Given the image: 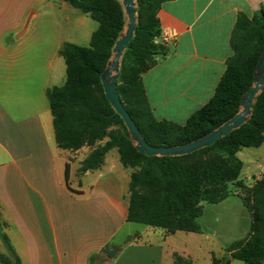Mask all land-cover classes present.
I'll return each instance as SVG.
<instances>
[{"label": "crops", "instance_id": "obj_1", "mask_svg": "<svg viewBox=\"0 0 264 264\" xmlns=\"http://www.w3.org/2000/svg\"><path fill=\"white\" fill-rule=\"evenodd\" d=\"M71 8L68 0H0V253H8L4 233L21 264H174L175 253L198 264L201 253L210 254L201 228L185 232L193 244L182 249L172 239L181 231L150 227L144 234L159 238L147 240L140 233L121 235L132 222L120 174V166L127 168L116 149L112 161L114 149L99 169L80 172L92 148L73 152L57 145L47 92L66 80L62 45H79L69 37ZM261 11L264 0L162 5L161 32L177 36L167 44L168 55L143 75L155 119L183 125L210 101L233 55L230 40L239 15L252 18ZM81 14L79 25L89 17ZM263 173L264 165L245 184L252 186ZM112 245L121 250L110 257L105 249Z\"/></svg>", "mask_w": 264, "mask_h": 264}, {"label": "trees", "instance_id": "obj_2", "mask_svg": "<svg viewBox=\"0 0 264 264\" xmlns=\"http://www.w3.org/2000/svg\"><path fill=\"white\" fill-rule=\"evenodd\" d=\"M170 0H137L138 24L121 62L116 87L120 99L150 145L176 146L216 129L240 110L242 95L252 86L255 67L264 51V11L252 18L241 14L230 44L233 55L214 96L183 125L155 119L149 105L143 75L169 53L161 35L158 11ZM69 4L98 22L88 46L64 43L59 51L66 64V80L47 92L57 145L77 151L91 147L80 172L99 169L106 154L116 149L123 167L130 169L127 221L164 230L167 234L198 232L203 203L218 204L233 195L232 186L251 212L248 237L229 244L227 256L215 264H264V173L248 187L241 180L244 163L237 156L244 147L264 142V91L250 119L213 145L182 156H147L139 152L128 129L106 98L101 75L125 26L120 0H68ZM68 168V167H67ZM234 184V185H233ZM1 227V226H0ZM8 248L1 264H21L6 234ZM121 246L105 251L110 257ZM174 264L192 260L174 254Z\"/></svg>", "mask_w": 264, "mask_h": 264}, {"label": "rangeland", "instance_id": "obj_3", "mask_svg": "<svg viewBox=\"0 0 264 264\" xmlns=\"http://www.w3.org/2000/svg\"><path fill=\"white\" fill-rule=\"evenodd\" d=\"M70 10L69 18L72 23L68 27L69 37L75 36L74 40H76L79 45L88 46L90 42L89 35L98 28L99 24L88 17L84 24L79 25V16L82 15V12L74 8ZM115 156L116 150L114 149L108 155L109 162L112 161ZM237 156L244 163L241 180L246 183H252L254 178L260 175L261 168L264 165V142L259 147L242 148ZM120 167L121 178L127 188L130 180L128 175L129 170L122 168V166ZM232 190L233 195H230V197L218 204L203 203L204 215L199 220V225L203 234L207 235L205 247L207 250H210L211 255L219 259L227 255L226 248L229 244L241 240L247 232H250L251 214L250 211L242 205L239 198L244 191L242 192L236 185L232 186ZM148 228L150 227L146 225L132 223L124 229L121 235L131 233L132 236H135L140 233V236L144 240L159 238L157 236H152V234L145 235L144 230ZM186 235L187 233L181 231L172 238L175 239L173 242L178 248L182 249L187 246V244H193V242L187 241ZM198 237L200 238V236ZM208 254V251H206L205 255L201 253L198 264H208V256L210 255ZM234 264L246 263L236 260Z\"/></svg>", "mask_w": 264, "mask_h": 264}, {"label": "water", "instance_id": "obj_4", "mask_svg": "<svg viewBox=\"0 0 264 264\" xmlns=\"http://www.w3.org/2000/svg\"><path fill=\"white\" fill-rule=\"evenodd\" d=\"M125 11V26L116 44L112 49V55L101 75V81L106 98L123 119L131 140L136 149L147 156H182L209 147L219 139L229 136L234 130L240 128L251 117L255 102L264 91V51L255 67L252 86L242 95L240 110L232 118L208 132L200 138L188 143L176 146L157 147L150 145L144 139L140 128L125 109L116 82L120 76L121 62L124 52L132 39L138 24L137 0H120Z\"/></svg>", "mask_w": 264, "mask_h": 264}, {"label": "built area", "instance_id": "obj_5", "mask_svg": "<svg viewBox=\"0 0 264 264\" xmlns=\"http://www.w3.org/2000/svg\"><path fill=\"white\" fill-rule=\"evenodd\" d=\"M176 33L174 31H164V32H161V35L160 37L156 40L161 42V43H164V44H168L170 43L171 41H174L176 39Z\"/></svg>", "mask_w": 264, "mask_h": 264}]
</instances>
